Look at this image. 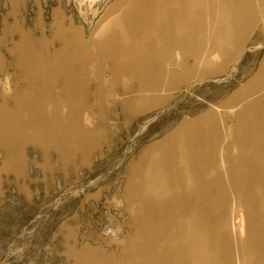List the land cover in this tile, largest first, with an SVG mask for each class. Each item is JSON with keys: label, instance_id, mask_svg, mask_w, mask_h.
<instances>
[{"label": "bare ground", "instance_id": "1", "mask_svg": "<svg viewBox=\"0 0 264 264\" xmlns=\"http://www.w3.org/2000/svg\"><path fill=\"white\" fill-rule=\"evenodd\" d=\"M262 8L264 0H121L86 41L60 28L55 38L62 46L47 59L23 57L30 98L51 104L47 117L37 108L32 118L36 138L45 132L52 145L60 141L65 156L70 139L86 144L83 151L97 149L104 136L93 118L97 109L103 119V101L121 100L123 112L141 115L196 75L225 71L242 54ZM100 56L107 70L90 74L88 62ZM230 101L225 110L212 105L182 121L132 166L136 233L124 264H264V70ZM6 120L0 143L12 146L9 132L21 123Z\"/></svg>", "mask_w": 264, "mask_h": 264}, {"label": "rangeland", "instance_id": "2", "mask_svg": "<svg viewBox=\"0 0 264 264\" xmlns=\"http://www.w3.org/2000/svg\"><path fill=\"white\" fill-rule=\"evenodd\" d=\"M120 1L0 0V95L13 93L11 99L0 98V123L10 116L21 123L9 132L12 146L0 143V264L126 263L122 255L136 233L128 189L132 166L182 121L203 116L212 105L225 110L234 104L230 98L264 70L262 8L242 54L225 71L196 75L172 90L166 104L141 115L123 112L121 100L103 101V119L94 110V125L104 136L97 149L83 151L86 144L70 139L65 156L57 148L60 141L52 145L45 132L36 138L32 118L37 108L47 117L51 104L30 98L23 57L32 52L47 59L62 46L55 38L60 28L88 40ZM25 44L31 49H20ZM108 65L100 56L87 68L101 75ZM81 66L75 63L73 70Z\"/></svg>", "mask_w": 264, "mask_h": 264}]
</instances>
